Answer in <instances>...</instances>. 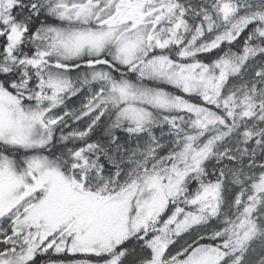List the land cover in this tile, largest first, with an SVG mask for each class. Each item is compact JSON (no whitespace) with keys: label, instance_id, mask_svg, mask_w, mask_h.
<instances>
[{"label":"snow or ice","instance_id":"1","mask_svg":"<svg viewBox=\"0 0 264 264\" xmlns=\"http://www.w3.org/2000/svg\"><path fill=\"white\" fill-rule=\"evenodd\" d=\"M0 264H264V0H0Z\"/></svg>","mask_w":264,"mask_h":264}]
</instances>
